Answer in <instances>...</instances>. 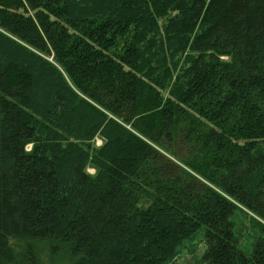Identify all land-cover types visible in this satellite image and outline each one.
<instances>
[{"label": "trees", "instance_id": "obj_1", "mask_svg": "<svg viewBox=\"0 0 264 264\" xmlns=\"http://www.w3.org/2000/svg\"><path fill=\"white\" fill-rule=\"evenodd\" d=\"M237 210L264 233V0H0V264H167L202 228L264 264Z\"/></svg>", "mask_w": 264, "mask_h": 264}, {"label": "rangeland", "instance_id": "obj_2", "mask_svg": "<svg viewBox=\"0 0 264 264\" xmlns=\"http://www.w3.org/2000/svg\"><path fill=\"white\" fill-rule=\"evenodd\" d=\"M101 144L102 141L100 139L96 140L95 145L99 147ZM89 173L94 174L95 172L90 169ZM232 221L234 222L236 234H239L241 223L247 225V229H244L238 247L246 255H251L256 241L264 235L263 230L252 217L245 215L239 210L232 216ZM207 248L205 230L202 228L191 239L184 242L178 249V254L167 264H210L205 257Z\"/></svg>", "mask_w": 264, "mask_h": 264}]
</instances>
